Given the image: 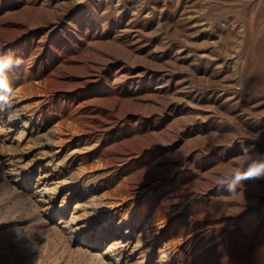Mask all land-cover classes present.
I'll return each mask as SVG.
<instances>
[{
    "label": "rangeland",
    "instance_id": "374dc122",
    "mask_svg": "<svg viewBox=\"0 0 264 264\" xmlns=\"http://www.w3.org/2000/svg\"><path fill=\"white\" fill-rule=\"evenodd\" d=\"M0 51L22 60L0 102V264H159L163 240L129 254L145 222L126 259L105 253L100 225H129L88 213L113 179L154 183L133 211L169 213L168 236L206 230L198 264H264V175L216 182L242 145L264 153V0H0ZM60 97L89 117L62 142Z\"/></svg>",
    "mask_w": 264,
    "mask_h": 264
},
{
    "label": "bare ground",
    "instance_id": "6f19581e",
    "mask_svg": "<svg viewBox=\"0 0 264 264\" xmlns=\"http://www.w3.org/2000/svg\"><path fill=\"white\" fill-rule=\"evenodd\" d=\"M1 54V51H0ZM15 68V67H14ZM14 68L11 69L8 72V78L13 79V76H10V74L13 73ZM18 79V78H17ZM37 83H33L32 88L35 89ZM30 87L27 84V81L20 84L18 86L17 92L22 93L24 91H27ZM45 91V90H43ZM43 93V92H42ZM46 94V93H45ZM47 95H45L46 97ZM43 99H40L37 101L39 105L35 107L31 114L33 115L36 112H41L44 107L46 106L45 103H42ZM60 102H63L62 107H67V109L70 110V113L66 116L65 114H61L60 120L57 123V130H58V138L59 141L62 142L66 138L61 134V130H64V127H66L67 123L71 121V124H74L75 122L79 124L86 123L87 119L89 118L87 115L88 108L84 104H75L74 102H71L69 100H66L64 97H60L57 99L56 104H59ZM11 105V103H10ZM9 106V104H8ZM10 113L12 111L9 110ZM17 115L19 114H10V117L8 121L5 123L8 124H14L17 120ZM40 116V115H39ZM5 128V127H3ZM2 130V129H1ZM8 130V129H6ZM4 131V129L2 130ZM6 132V131H5ZM8 132V131H7ZM86 156H84L85 158ZM125 156H122L124 158ZM99 159L101 161L104 160L103 156H100ZM87 161H84V164L82 165L81 171H84L87 169ZM82 173V172H81ZM43 177H47V175H43ZM114 180V179H113ZM106 181L108 185L107 191L104 192V201L102 205H100V210L93 209L88 214L90 218H94L92 222L99 221V211L101 210H114L116 214H119V216L128 223L129 228L122 234L117 236V231L115 229L119 228H112L114 226V221L109 220L107 222H103L98 231L99 237L102 236V238H113L112 243L110 246H108V249L105 251V253L110 252L112 250L116 251L117 261L126 259L128 257L127 248L128 246L133 243V240L136 238V233L134 231L135 228L139 227V224L141 222H145L144 226V234H141L139 237V242L134 243L132 252L129 254H137L141 253V256H146L149 253H152L155 251V245L160 242H163V247L159 250V264H177L175 262L174 256L176 258H179L181 261H183V264H198V259L188 258L195 246L199 244L200 242H203L204 237L206 236L207 232L204 229H200L199 227H195L194 230L186 224L182 228H179L178 235L176 237L168 236L164 228L167 226V222H169V213L168 214H161L158 213L157 210L148 209L143 206H139L137 208V211H133V205L140 200L142 197V194L149 189H152L154 183L152 184H144L140 183L136 186H128L126 184L125 179H120L118 183L114 181ZM63 182V181H62ZM105 181L101 182V184H104ZM41 190V189H40ZM131 198H134L133 203L130 204ZM174 201V200H173ZM108 208V209H107ZM86 217V218H89ZM74 218V217H73ZM72 220V218H71ZM73 221V220H72ZM130 228L133 230L130 232ZM86 240H89L86 237ZM113 252V251H112ZM196 252L193 254L195 255ZM139 256V257H141ZM180 261V262H181ZM141 259H137V261L133 262V264H141ZM111 263V262H110ZM182 264V263H181Z\"/></svg>",
    "mask_w": 264,
    "mask_h": 264
},
{
    "label": "clouds",
    "instance_id": "9594fccd",
    "mask_svg": "<svg viewBox=\"0 0 264 264\" xmlns=\"http://www.w3.org/2000/svg\"><path fill=\"white\" fill-rule=\"evenodd\" d=\"M22 60L13 54H0V102L9 104V95L13 93L8 72L14 67H19ZM252 139L257 137L253 136ZM237 164L217 177V183L227 185L229 191H234L245 179L264 175V153L250 152L243 147L241 154L235 158Z\"/></svg>",
    "mask_w": 264,
    "mask_h": 264
}]
</instances>
